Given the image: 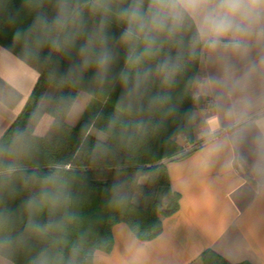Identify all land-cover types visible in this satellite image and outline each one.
Wrapping results in <instances>:
<instances>
[{
	"label": "clouds",
	"instance_id": "obj_1",
	"mask_svg": "<svg viewBox=\"0 0 264 264\" xmlns=\"http://www.w3.org/2000/svg\"><path fill=\"white\" fill-rule=\"evenodd\" d=\"M22 7L34 18L14 39L26 41L35 79L43 74L52 90L44 98L68 113L69 130L89 112L82 131L160 132L193 120L183 107L191 100L213 109V133L255 127L264 136V0H23ZM95 89L106 94L105 105L118 90L107 117L103 106L91 111L86 103ZM224 147L213 141L207 150ZM38 151L27 126L0 139V233L11 221L5 199L40 186L22 201L27 232L50 227L36 213L67 199L52 174L25 163ZM11 243L0 235V248Z\"/></svg>",
	"mask_w": 264,
	"mask_h": 264
},
{
	"label": "trees",
	"instance_id": "obj_2",
	"mask_svg": "<svg viewBox=\"0 0 264 264\" xmlns=\"http://www.w3.org/2000/svg\"><path fill=\"white\" fill-rule=\"evenodd\" d=\"M22 5L23 0H0V45L37 69L35 60L27 55L26 41L14 39V33L25 31L34 18V13ZM49 89L41 74L23 109L0 139L6 140L16 128L27 126L39 151L25 163L41 175L52 174L58 191L67 199L51 213H36L37 222L51 221L50 227L36 232L25 230L27 213L21 205L40 186L20 192L15 199H5L11 221L0 235L9 236L12 243L0 248V256L11 264H94L96 252L112 250V228L118 223L126 224L140 241L157 238L162 231V217L179 208V195L169 190L164 160L186 155L177 137L192 139L193 120L170 122L160 132L121 137L103 133L98 127L82 131L90 114L86 112L69 130L65 123L67 112L49 103L42 106ZM116 94L105 105L106 94L95 89L91 96L98 103L95 110L103 106L105 116L110 115ZM183 107L194 111L195 103L188 100ZM54 123L64 126L55 127ZM92 129L102 137L94 135ZM142 177L146 179L144 183L140 182ZM160 193L165 194L166 204ZM135 194L140 197L138 203L133 201ZM200 261L232 264L210 249L201 254Z\"/></svg>",
	"mask_w": 264,
	"mask_h": 264
},
{
	"label": "crops",
	"instance_id": "obj_3",
	"mask_svg": "<svg viewBox=\"0 0 264 264\" xmlns=\"http://www.w3.org/2000/svg\"><path fill=\"white\" fill-rule=\"evenodd\" d=\"M36 75L0 45V138L23 109ZM193 120L186 155L164 160L178 210L162 217V231L151 241L138 240L124 223L114 225L112 250L96 252L94 264H202L208 249L232 264H264V136L255 127L211 132L213 109L199 102ZM220 140L225 147L210 153L208 143ZM0 264L11 263L0 256Z\"/></svg>",
	"mask_w": 264,
	"mask_h": 264
},
{
	"label": "rangeland",
	"instance_id": "obj_4",
	"mask_svg": "<svg viewBox=\"0 0 264 264\" xmlns=\"http://www.w3.org/2000/svg\"><path fill=\"white\" fill-rule=\"evenodd\" d=\"M52 90L51 89H49L47 92H46V94H45V96L44 97H46L48 94H49V92H51ZM48 102L45 100V98H43V100H42V106H45L46 104H47ZM86 103H87V105L89 106V108H90V106H91V111H94L95 110V108L98 106V103H94V99H92L91 97L86 101ZM197 103V102H196ZM196 103H195V108H194V111H193V113H194V115H195V110H196ZM194 119V118H193ZM192 125H193V131H194V120L192 121ZM91 132L94 134V135H96V136H100V137H102V134H100L97 130H95V129H92L91 130ZM192 139H193V136H192ZM191 139V140H192ZM191 140H187L184 136H180V137H177V142L182 146V148H183V152H184V149H186L188 146H189V143H190V141ZM145 177H142V178H140V182L141 183H144L145 182ZM139 195L138 194H135V196H134V199H133V201L135 202V203H138L139 202ZM160 199L164 202V204H166V196H165V194L164 193H160Z\"/></svg>",
	"mask_w": 264,
	"mask_h": 264
}]
</instances>
